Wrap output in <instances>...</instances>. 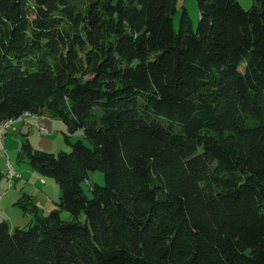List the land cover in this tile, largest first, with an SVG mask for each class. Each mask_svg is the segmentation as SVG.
<instances>
[{"label": "trees", "instance_id": "obj_1", "mask_svg": "<svg viewBox=\"0 0 264 264\" xmlns=\"http://www.w3.org/2000/svg\"><path fill=\"white\" fill-rule=\"evenodd\" d=\"M196 2L176 29V0H0V123L91 144L22 140L61 193L0 220V264H264V0Z\"/></svg>", "mask_w": 264, "mask_h": 264}, {"label": "rangeland", "instance_id": "obj_2", "mask_svg": "<svg viewBox=\"0 0 264 264\" xmlns=\"http://www.w3.org/2000/svg\"><path fill=\"white\" fill-rule=\"evenodd\" d=\"M244 8H249L253 0H239ZM178 11L174 15V27L178 28L179 15L181 8L185 6L190 17L193 20L194 27L198 22V8L196 0H178ZM34 116L39 115H23L16 120L9 121V128L3 133V149L0 148V169L3 170L6 160L12 162L15 169L19 172V176L14 178L12 184L9 183L5 175L0 179V220L5 218L10 228L14 227L26 228L32 219L34 212L31 210L33 204L36 205L38 214L47 215L51 209L55 207V202L59 200L61 189L56 180L47 175H43L35 171L27 158H19L21 142L26 139L34 149H40L51 153L59 151H70L69 142H75L80 139L85 144L91 145L82 130L75 133H69L66 125L57 118H52L45 113L44 117L34 120ZM43 129V131H42ZM65 135H68L66 140ZM105 184L104 173L101 170L89 172L88 180L82 182V188L88 195H92L91 184ZM28 197L31 199L27 200ZM29 207L23 209L21 204ZM62 219H69L70 213L67 210L61 211ZM83 219V215H81Z\"/></svg>", "mask_w": 264, "mask_h": 264}, {"label": "built area", "instance_id": "obj_3", "mask_svg": "<svg viewBox=\"0 0 264 264\" xmlns=\"http://www.w3.org/2000/svg\"><path fill=\"white\" fill-rule=\"evenodd\" d=\"M9 128H7L8 130ZM43 131V129H42ZM0 148L2 150L5 151L6 153V149H3L1 146V142H0ZM3 174L5 175V177L7 178V180L9 181L10 184H12L14 178L19 176V172L15 169V167L13 166L12 162H9V160H6L4 169H3Z\"/></svg>", "mask_w": 264, "mask_h": 264}, {"label": "bare ground", "instance_id": "obj_4", "mask_svg": "<svg viewBox=\"0 0 264 264\" xmlns=\"http://www.w3.org/2000/svg\"><path fill=\"white\" fill-rule=\"evenodd\" d=\"M9 121L10 120H4L0 123V142H1L2 148H3V133L5 129L9 126Z\"/></svg>", "mask_w": 264, "mask_h": 264}, {"label": "crops", "instance_id": "obj_5", "mask_svg": "<svg viewBox=\"0 0 264 264\" xmlns=\"http://www.w3.org/2000/svg\"><path fill=\"white\" fill-rule=\"evenodd\" d=\"M176 2H178V0H176ZM178 4V3H177ZM45 115H41V116H34L32 119H30V120H34V119H37V118H40V117H44ZM1 215V214H0ZM2 217V219H5V218H3V216H1Z\"/></svg>", "mask_w": 264, "mask_h": 264}]
</instances>
